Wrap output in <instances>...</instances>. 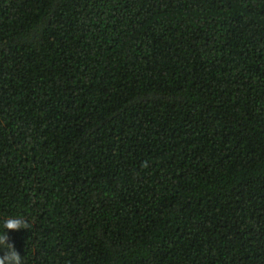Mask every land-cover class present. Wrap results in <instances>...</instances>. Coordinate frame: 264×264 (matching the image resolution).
<instances>
[{"label":"trees","instance_id":"16d2710c","mask_svg":"<svg viewBox=\"0 0 264 264\" xmlns=\"http://www.w3.org/2000/svg\"><path fill=\"white\" fill-rule=\"evenodd\" d=\"M9 216L23 264H264V0H0Z\"/></svg>","mask_w":264,"mask_h":264},{"label":"clouds","instance_id":"9594fccd","mask_svg":"<svg viewBox=\"0 0 264 264\" xmlns=\"http://www.w3.org/2000/svg\"><path fill=\"white\" fill-rule=\"evenodd\" d=\"M30 225L27 221L19 216H9L4 219L0 225V249L4 250V254L0 256V264H23L22 257L15 250L14 245L9 243L7 232H16L28 229Z\"/></svg>","mask_w":264,"mask_h":264}]
</instances>
